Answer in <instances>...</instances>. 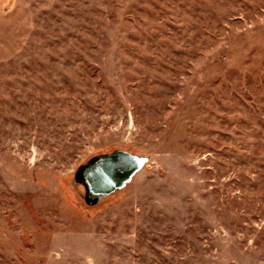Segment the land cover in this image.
<instances>
[{"label":"rangeland","instance_id":"obj_1","mask_svg":"<svg viewBox=\"0 0 264 264\" xmlns=\"http://www.w3.org/2000/svg\"><path fill=\"white\" fill-rule=\"evenodd\" d=\"M0 264H264V0H0Z\"/></svg>","mask_w":264,"mask_h":264},{"label":"water","instance_id":"obj_2","mask_svg":"<svg viewBox=\"0 0 264 264\" xmlns=\"http://www.w3.org/2000/svg\"><path fill=\"white\" fill-rule=\"evenodd\" d=\"M145 162L146 159L126 151L100 155L77 169L75 181L82 184L86 201L93 204L99 198L123 189L142 169Z\"/></svg>","mask_w":264,"mask_h":264},{"label":"flooded vegetation","instance_id":"obj_3","mask_svg":"<svg viewBox=\"0 0 264 264\" xmlns=\"http://www.w3.org/2000/svg\"><path fill=\"white\" fill-rule=\"evenodd\" d=\"M82 185V184H81ZM89 199L91 198L90 196L88 197ZM100 199V198H99Z\"/></svg>","mask_w":264,"mask_h":264}]
</instances>
